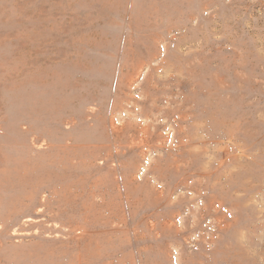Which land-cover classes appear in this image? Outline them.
<instances>
[{
    "label": "rangeland",
    "instance_id": "obj_1",
    "mask_svg": "<svg viewBox=\"0 0 264 264\" xmlns=\"http://www.w3.org/2000/svg\"><path fill=\"white\" fill-rule=\"evenodd\" d=\"M0 264H264V0H0Z\"/></svg>",
    "mask_w": 264,
    "mask_h": 264
}]
</instances>
